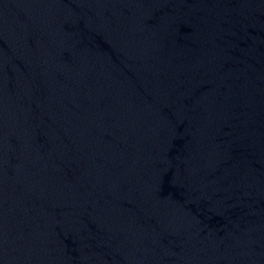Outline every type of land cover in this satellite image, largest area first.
<instances>
[{
  "label": "water",
  "instance_id": "1",
  "mask_svg": "<svg viewBox=\"0 0 264 264\" xmlns=\"http://www.w3.org/2000/svg\"><path fill=\"white\" fill-rule=\"evenodd\" d=\"M0 264H264V0H0Z\"/></svg>",
  "mask_w": 264,
  "mask_h": 264
}]
</instances>
